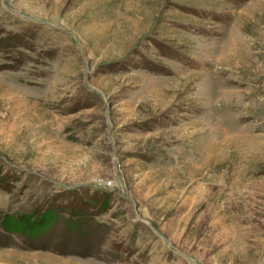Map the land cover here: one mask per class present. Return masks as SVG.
Here are the masks:
<instances>
[{
	"label": "rangeland",
	"instance_id": "1",
	"mask_svg": "<svg viewBox=\"0 0 264 264\" xmlns=\"http://www.w3.org/2000/svg\"><path fill=\"white\" fill-rule=\"evenodd\" d=\"M0 264H264V0H0Z\"/></svg>",
	"mask_w": 264,
	"mask_h": 264
},
{
	"label": "trees",
	"instance_id": "2",
	"mask_svg": "<svg viewBox=\"0 0 264 264\" xmlns=\"http://www.w3.org/2000/svg\"><path fill=\"white\" fill-rule=\"evenodd\" d=\"M48 215V214H47Z\"/></svg>",
	"mask_w": 264,
	"mask_h": 264
}]
</instances>
